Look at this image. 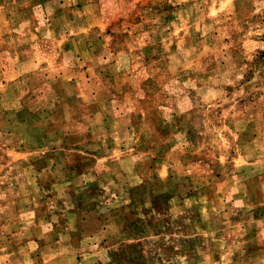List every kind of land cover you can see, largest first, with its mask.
Returning <instances> with one entry per match:
<instances>
[{
  "label": "rangeland",
  "instance_id": "374dc122",
  "mask_svg": "<svg viewBox=\"0 0 264 264\" xmlns=\"http://www.w3.org/2000/svg\"><path fill=\"white\" fill-rule=\"evenodd\" d=\"M72 3L0 0V264L263 255L264 0Z\"/></svg>",
  "mask_w": 264,
  "mask_h": 264
},
{
  "label": "crops",
  "instance_id": "0c3cea01",
  "mask_svg": "<svg viewBox=\"0 0 264 264\" xmlns=\"http://www.w3.org/2000/svg\"><path fill=\"white\" fill-rule=\"evenodd\" d=\"M30 3H33L34 1L36 2V4L38 5V7H41L42 4L41 1H44L46 5H48V7L50 8V10L54 8L58 7H66V8H71L73 5H75L74 3H72L73 0H28ZM32 5V4H31ZM47 9V8H46ZM251 242V239H243V247H245L246 249V253L245 255H241V256H237L236 257V262L239 261L241 259V261L243 262V264H264V252L263 255H257L256 253L252 254V248L250 249V245L249 243ZM249 245V246H248ZM261 246L264 247V239H263V243L259 244V246L257 245L256 250L258 252H261L262 248ZM254 255H257L256 257ZM232 260H235L234 254H231V257L229 258V261L231 262Z\"/></svg>",
  "mask_w": 264,
  "mask_h": 264
}]
</instances>
